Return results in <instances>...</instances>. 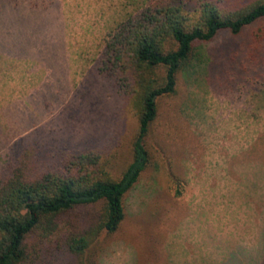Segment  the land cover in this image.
Instances as JSON below:
<instances>
[{"label": "rangeland", "instance_id": "rangeland-1", "mask_svg": "<svg viewBox=\"0 0 264 264\" xmlns=\"http://www.w3.org/2000/svg\"><path fill=\"white\" fill-rule=\"evenodd\" d=\"M150 1L0 0V180L21 161L56 171L80 154L122 175L138 120L127 89L99 72L100 55L107 34ZM260 28L198 44L176 93L158 101L150 163L99 264H264V38L249 58ZM101 209L66 219L83 232ZM71 231L64 223L30 264H79Z\"/></svg>", "mask_w": 264, "mask_h": 264}, {"label": "trees", "instance_id": "trees-1", "mask_svg": "<svg viewBox=\"0 0 264 264\" xmlns=\"http://www.w3.org/2000/svg\"><path fill=\"white\" fill-rule=\"evenodd\" d=\"M264 21V0L231 3L229 0H151L104 39L99 72L122 84L131 94L138 120L132 159L115 178L92 154L68 160L64 168L37 172L21 161L0 180V264H30L39 244L73 227L67 237L79 264H99L101 240L116 234L126 217V196L150 163L147 137L158 118V101L174 95L179 75L196 58L198 44L214 41L222 32L240 35ZM264 29L253 35L250 59H257ZM180 194V193H179ZM101 203L90 227L66 219L83 206ZM100 245V246H99ZM99 246V247H98Z\"/></svg>", "mask_w": 264, "mask_h": 264}, {"label": "crops", "instance_id": "crops-1", "mask_svg": "<svg viewBox=\"0 0 264 264\" xmlns=\"http://www.w3.org/2000/svg\"><path fill=\"white\" fill-rule=\"evenodd\" d=\"M124 7L126 8V5H124ZM129 11H130V10H127V12H129ZM130 16H132V15H129L128 17H130ZM106 19H107V18H106ZM94 20H96V19L94 18ZM41 43H42V45H44L43 42H41ZM17 47H18V46H17ZM17 47H16V48H13V50H14V51H17V49H18ZM27 48H28V45H26V47L23 48V49H24V50H29V49H27Z\"/></svg>", "mask_w": 264, "mask_h": 264}]
</instances>
